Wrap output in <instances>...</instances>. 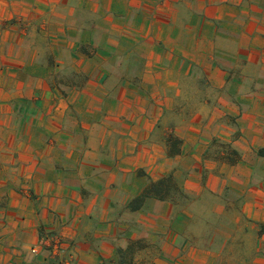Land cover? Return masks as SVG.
Segmentation results:
<instances>
[{"label": "crops", "instance_id": "1", "mask_svg": "<svg viewBox=\"0 0 264 264\" xmlns=\"http://www.w3.org/2000/svg\"><path fill=\"white\" fill-rule=\"evenodd\" d=\"M263 146L264 0H0V264H264Z\"/></svg>", "mask_w": 264, "mask_h": 264}, {"label": "built area", "instance_id": "2", "mask_svg": "<svg viewBox=\"0 0 264 264\" xmlns=\"http://www.w3.org/2000/svg\"><path fill=\"white\" fill-rule=\"evenodd\" d=\"M40 246L47 249L51 256H59L57 264H71V261L68 260L66 256L71 246L57 232L44 233L40 240ZM31 251L33 254H37L39 252V247H33Z\"/></svg>", "mask_w": 264, "mask_h": 264}, {"label": "rangeland", "instance_id": "3", "mask_svg": "<svg viewBox=\"0 0 264 264\" xmlns=\"http://www.w3.org/2000/svg\"><path fill=\"white\" fill-rule=\"evenodd\" d=\"M174 138H176V142H175L174 146H178V144L180 143V139H179L178 135H177V137L175 136ZM171 186H173L171 189L172 190L171 192H173V195H174L173 198L176 199V201L182 200V197L179 196L180 192H179V188H178L177 183L175 182ZM213 203L214 202H212L211 199L208 200V206L212 207ZM193 209H194L193 210L194 223H196L198 225H201V223H203V222H208L207 220H208L209 215H210L209 217H212L211 214H209L207 211H204V209H202V207L199 205H194ZM212 220H213V218H212ZM209 221H211V218H209ZM216 221L212 222V224H211L212 227L214 226V229L217 225ZM143 244L144 243L139 242V243L132 245L133 250H135L138 247H141ZM131 262H132V260L130 259V257H127V259H125L123 264H131Z\"/></svg>", "mask_w": 264, "mask_h": 264}, {"label": "trees", "instance_id": "4", "mask_svg": "<svg viewBox=\"0 0 264 264\" xmlns=\"http://www.w3.org/2000/svg\"><path fill=\"white\" fill-rule=\"evenodd\" d=\"M259 154L264 157V146L259 149ZM152 192H156L158 194L161 193L162 188H161L160 184H158L156 186H153V184H151L141 195L137 196L136 198H134L130 202V207L132 209H138L142 205V203L144 202L146 197H148L150 194H152ZM125 252H126L127 256L130 257V259L132 260V254L134 252L132 245L127 247Z\"/></svg>", "mask_w": 264, "mask_h": 264}]
</instances>
